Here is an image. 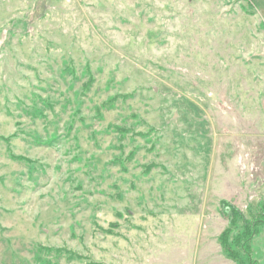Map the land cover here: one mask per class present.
<instances>
[{
    "label": "rangeland",
    "instance_id": "rangeland-1",
    "mask_svg": "<svg viewBox=\"0 0 264 264\" xmlns=\"http://www.w3.org/2000/svg\"><path fill=\"white\" fill-rule=\"evenodd\" d=\"M260 203L264 0H0V264H236Z\"/></svg>",
    "mask_w": 264,
    "mask_h": 264
},
{
    "label": "trees",
    "instance_id": "trees-1",
    "mask_svg": "<svg viewBox=\"0 0 264 264\" xmlns=\"http://www.w3.org/2000/svg\"><path fill=\"white\" fill-rule=\"evenodd\" d=\"M228 209L227 229L219 238L222 252L236 264H257L252 242L264 227V203H260L255 213L250 214V220H244L233 208Z\"/></svg>",
    "mask_w": 264,
    "mask_h": 264
}]
</instances>
